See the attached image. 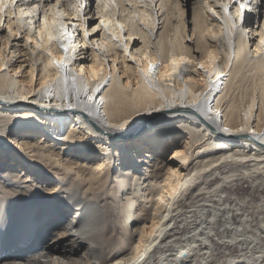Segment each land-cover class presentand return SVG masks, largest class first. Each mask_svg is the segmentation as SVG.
<instances>
[{"label":"bare ground","instance_id":"1","mask_svg":"<svg viewBox=\"0 0 264 264\" xmlns=\"http://www.w3.org/2000/svg\"><path fill=\"white\" fill-rule=\"evenodd\" d=\"M92 1L0 0V157L8 155L23 165L30 160L66 180L56 198L44 197L23 185L16 173L0 170V188L16 196L9 205L12 223L0 232V261L151 264L157 256L158 264H186L181 253L188 251L191 264H205L197 257L214 248L209 233L218 230L224 242L231 239L222 223L209 228L200 221L172 252H158L183 203L192 212L220 203L210 199L209 175L229 165L241 167L246 177L251 169L263 171L264 4L253 12L245 10L249 0H193L198 23L191 45L179 1L151 0L155 12L140 0H98L96 7ZM32 2L40 7L38 24L37 12L29 10ZM211 31L222 37H211ZM23 126L29 136L61 141L63 153L41 139L13 136ZM178 132L188 135V150L175 147L170 158H179L180 167L159 179L163 173L155 164L144 166L137 152L146 144L152 155ZM129 135L139 139L129 142ZM68 150L104 158L84 168L64 157ZM201 168L199 179L186 187ZM71 176L73 183L67 184ZM233 176H223L221 183ZM71 206L77 207L78 219L75 214L65 231L49 235L46 229L62 222ZM229 206L243 215V222L248 214ZM106 214L118 225L110 248ZM94 221L92 230L82 232ZM27 247L33 250L25 255ZM192 249L198 250L195 256ZM256 249L252 256L264 253L263 247ZM82 252L86 261L78 257Z\"/></svg>","mask_w":264,"mask_h":264},{"label":"rangeland","instance_id":"2","mask_svg":"<svg viewBox=\"0 0 264 264\" xmlns=\"http://www.w3.org/2000/svg\"><path fill=\"white\" fill-rule=\"evenodd\" d=\"M140 1H142L140 2V5H145V7L149 9V12H151L153 9H154L153 10L154 12L156 11V6L154 5V8H152L150 5L151 0H140ZM174 1L180 2L181 10H182L183 29L187 35L186 39L189 44L193 45V41L195 38L194 34H196L197 23H198L195 2L193 0H174ZM92 3H93V7H96L98 5V0H93ZM146 3L148 4L146 5ZM39 9L40 7L37 4V2H32L29 5V10L32 14L37 12V17H36L37 24H38ZM211 10L212 9L210 10L207 9L208 12ZM214 16L215 15L213 14V17ZM95 17H99V15L96 14ZM42 19H43L42 14H40L39 22H41ZM96 20H98V18ZM214 23L215 22L212 19L208 23V28H210V30ZM1 24H3V21L1 22ZM211 37L219 38V37H222V35L220 36V34L218 33L214 34V32H212ZM29 41L31 40L29 39ZM198 68L202 69L200 64L198 65ZM224 82L225 80H223V83ZM68 131L69 129L65 130L62 134L63 135L67 134ZM77 132L79 136L83 135L81 131L77 130ZM13 136H17V138L23 137V139H28L30 137H33V141L35 140V142H38V140L41 139L40 141L42 143H47L48 145L54 146V148H56L57 151L61 153H63L64 151V145L63 143H61V141L53 140V137H50L49 135L47 136L46 139H43L44 137L42 138V135L38 133L36 135L29 136L27 132V128L25 126L21 127L17 131V133L13 134ZM137 139L139 138L135 137L134 135H129L126 140L132 143H136ZM165 141L161 144V146L159 145L158 151L152 152L153 153L152 155L149 153L148 145L146 144L145 146H143V148L139 149L141 151L137 152V156L144 158V160L147 162L143 164L144 166L155 164V168H157L156 171L163 173L160 178L158 177L159 179H161L162 177L168 176L171 173V171H173L174 169L176 170L177 168L180 167L179 164L181 162L179 158H172V159L170 158V156L173 154V151H174L173 149H175V147L178 146L181 150L183 149L188 150L187 147L189 145L187 143L188 135L186 134V132H178L177 135L173 137V139L169 138V139H165ZM174 142L175 143L178 142L179 145H175ZM141 145H144V144L141 143L140 146ZM138 146L139 145H137L136 148L140 147ZM146 153H148V155ZM82 154L83 153H80V152L73 153L72 150H68L64 154V157L69 158L72 162L75 161L76 164L81 165L84 168L95 166L96 164L101 163L104 158V156L101 153H99V155L95 154V157L97 156V158H94V156H92V159H91V156L90 157L88 156L90 154H87L86 152L84 153V155ZM191 154L195 155L196 153L194 150H192ZM0 158H2L0 160V170L2 169L3 172L11 171V172L16 173L19 176V179L23 185H26L28 188L34 189V191L38 193L39 195L41 196L46 195L44 197H51V198L55 197L56 198L58 194H61L59 193V190L60 188H63L62 186L65 184L66 180L63 179V177L60 174H53L50 172L48 173L45 168H43L42 166H38V163L34 164L30 160H27L29 161L30 165H27L26 163L23 165V162L13 161L10 159L8 155L2 156ZM156 158H159L158 165L156 163ZM34 165L38 167L39 169H36ZM31 166H33L34 168L32 169ZM262 170L263 171L257 170V169H251L249 170L250 176L246 177L244 175H241L243 174V169L241 167L236 166L232 168V166L229 165V166H226L225 168H221L219 173H214L212 175H209L207 177V180L205 181L206 183L205 185L207 186L208 189H210L214 187L215 185L219 184V186L223 189L221 193L226 198L225 200L227 202L231 200L232 201L231 205H236L237 207L238 206L241 207L242 211H244V208H245V204L243 203V201H249V200L252 201L253 202L252 207H250L247 212L245 211V213L248 214L247 216H249L250 214L254 216L256 222L259 223L260 227H264V168ZM207 173L209 172L205 171L203 176ZM230 173H235L236 176H233L234 178L231 181L227 182L225 185L222 184L221 182H222L223 176L228 175ZM168 179L169 178L164 179V183L166 181L168 182ZM157 182L159 183V180ZM71 183H73V176H71V178H68L67 180V184H71ZM86 185L88 186V184ZM198 197L200 199H204L205 194L198 195ZM101 208L105 210L104 204H101ZM190 209L191 207L189 206L188 203H183L182 210L178 212L177 216L175 217L172 230L168 234H166V236L161 241L162 246L159 249L158 253H165L167 249H168L167 253L172 252V249L175 247L176 242L181 241L183 236L191 235L195 231V228L198 227L201 220L200 219L194 220L193 212L195 211L193 212L189 211ZM76 211H77L76 206H71L70 208H68L67 216L64 217L65 220L63 219V221L59 223H57L58 221H54L53 223H56L57 225L50 224L51 227H48L46 229L47 232H49V235L51 234V232L61 233L65 231V229L67 228L68 220L75 218ZM242 216L243 215H241V218ZM78 217L79 215L76 216L77 219ZM107 218H108V214H106V220ZM156 220L157 219L155 218L154 221ZM96 224H97L96 221L89 223L86 227L83 228L82 232L92 230L94 228V225L96 226ZM106 224H107L106 238H107V244L110 248L112 247L110 240L114 236L115 232L118 230V225L113 222L111 217L107 220ZM237 225H239V223H237ZM148 230L149 228H147L145 232H147ZM256 232L257 233L260 232L259 228L256 229ZM214 233L217 236V239L214 242V248H216L217 251H220L219 248H223L222 249L223 255H221L220 260L218 261V264H241L242 259L245 260V264H251V261H254V262L257 261V263L259 264H264V253L263 254L259 253L260 254V256L258 254L259 257L256 255L254 256L251 255V252L255 250H259V249H256L257 247H261L259 240H255L254 243L248 244L247 248H245L244 243H240L238 247L232 248L231 246L228 247L227 245L224 244L225 242L223 241L221 237L222 232L215 230ZM82 234L84 235V237L89 238L87 233H82ZM259 234L263 235L264 233L260 232ZM246 235H249L250 238L248 237V239H245V242L254 240L250 232L247 233ZM74 236L76 239H80L79 235H74ZM44 241L45 240L42 239V242ZM85 242L86 241H83V243ZM86 243L88 244V241ZM93 245L97 246L98 242L96 241ZM66 247L68 248L69 246L66 245ZM31 249L33 250V248L27 247L25 250H23L22 253L25 255H28L32 252ZM80 254L78 255L80 260H84L83 256H85V254L83 252ZM183 258L184 260H186L187 262L186 264H191L185 257ZM153 260L154 261L151 264H158L159 257L155 256ZM231 260L233 262H231ZM167 262H170L169 258L167 259ZM200 264H204V263L200 260ZM214 264H216V262H214Z\"/></svg>","mask_w":264,"mask_h":264},{"label":"snow or ice","instance_id":"3","mask_svg":"<svg viewBox=\"0 0 264 264\" xmlns=\"http://www.w3.org/2000/svg\"><path fill=\"white\" fill-rule=\"evenodd\" d=\"M250 7L245 6L246 11H256L258 7L262 4H264V0H249ZM225 9L228 10L227 6L222 5ZM22 14L25 15H31V13H23V10H21ZM213 14L215 15V12L213 11ZM173 63H176V61H173ZM203 67V65H201ZM238 159L237 157H225V159ZM68 172L72 171V168L66 169ZM204 169H198L196 172H193L192 175L189 177L188 182L186 183V187L188 183L194 182L195 180L199 179L200 173L203 172ZM6 187H9L6 185ZM223 191V189L217 185L216 189H209V196L213 200H220V203L216 205L215 207H210L207 204L204 206H201L193 212V219H200L203 224H205L209 228H218V224L222 223L226 229L224 232L225 236H230V240L225 241V245L228 247L231 246L232 248L238 247L240 243H245V248H247L248 244H252L255 242V240L260 241V246L264 247V235H257L256 229L259 228L261 233H264V227H260L259 223L256 222L255 217L251 214L249 216L244 217L243 222H241V214L237 212L236 209L229 206V204L232 203L231 200L228 201V203L224 202V199L220 197V193ZM215 193V195H212V193ZM16 196H11L5 194L3 188H0V232H3L6 230V228L12 223V215L9 211V205L10 202L15 199ZM245 204L244 211H248L250 207H252L253 202L252 201H243ZM51 211H55L53 208ZM239 223L240 230L237 229L236 225ZM251 233L254 240H250L245 242V235L247 233ZM209 239H212L213 242L217 239L216 234L209 233ZM203 247L209 248L208 244H203ZM220 251H217L216 248H210L209 252L207 254L200 253V256L197 257V260L203 259L205 264H218V261L220 260L221 255H223L222 249L219 248ZM197 249H192V255L195 256V253L197 252ZM182 257H185L188 261L191 262V259L189 258V252L185 251L181 253ZM0 264H2V261H0ZM241 264H245V260L242 259Z\"/></svg>","mask_w":264,"mask_h":264}]
</instances>
